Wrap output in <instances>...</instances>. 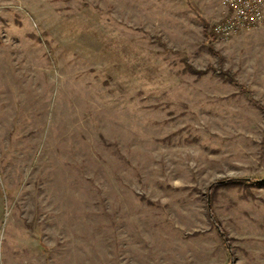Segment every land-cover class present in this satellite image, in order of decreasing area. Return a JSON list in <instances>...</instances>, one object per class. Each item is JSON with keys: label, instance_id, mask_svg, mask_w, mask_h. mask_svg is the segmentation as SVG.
Masks as SVG:
<instances>
[{"label": "rangeland", "instance_id": "obj_1", "mask_svg": "<svg viewBox=\"0 0 264 264\" xmlns=\"http://www.w3.org/2000/svg\"><path fill=\"white\" fill-rule=\"evenodd\" d=\"M225 10L0 0V264H264V8Z\"/></svg>", "mask_w": 264, "mask_h": 264}, {"label": "built area", "instance_id": "obj_2", "mask_svg": "<svg viewBox=\"0 0 264 264\" xmlns=\"http://www.w3.org/2000/svg\"><path fill=\"white\" fill-rule=\"evenodd\" d=\"M222 4L226 8L223 19L211 28L217 39L225 40L250 29L263 18L264 0H222Z\"/></svg>", "mask_w": 264, "mask_h": 264}, {"label": "trees", "instance_id": "obj_3", "mask_svg": "<svg viewBox=\"0 0 264 264\" xmlns=\"http://www.w3.org/2000/svg\"><path fill=\"white\" fill-rule=\"evenodd\" d=\"M210 36L212 37V38H215V36L211 33L210 34ZM237 85V84H236ZM254 102V104L255 105H257V106H259L261 109H262V107L257 103V102H255V101H253ZM216 185L215 184H213V185H211V188H213V187H215ZM210 218H211V216H210ZM212 219V218H211ZM214 223V222H213ZM217 224V223H216ZM218 225V224H217ZM219 228V227H218ZM219 234L223 237V233L222 232H220L219 231Z\"/></svg>", "mask_w": 264, "mask_h": 264}]
</instances>
